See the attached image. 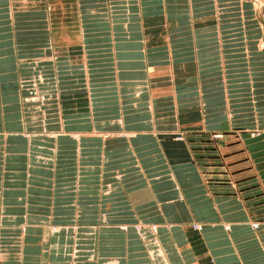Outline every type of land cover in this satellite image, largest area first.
<instances>
[{
	"label": "crops",
	"instance_id": "0c3cea01",
	"mask_svg": "<svg viewBox=\"0 0 264 264\" xmlns=\"http://www.w3.org/2000/svg\"><path fill=\"white\" fill-rule=\"evenodd\" d=\"M263 42L264 0H0V264H264Z\"/></svg>",
	"mask_w": 264,
	"mask_h": 264
},
{
	"label": "rangeland",
	"instance_id": "374dc122",
	"mask_svg": "<svg viewBox=\"0 0 264 264\" xmlns=\"http://www.w3.org/2000/svg\"><path fill=\"white\" fill-rule=\"evenodd\" d=\"M257 9H258V7H257ZM257 15V14H256ZM262 42V41H261ZM261 46H264V42H263V44L261 43ZM222 135V133H219V132H217V133H215V134H212L211 135V137H210V135H208V137L210 138L209 140H207L209 143H212L208 148H211V149H215V148H217V146L216 147H213V145L215 144V143H218V138L220 139V136ZM177 138H183L182 137V134H178V136H177ZM191 140V139H190ZM191 142L192 143H194V145H195V148L197 149V150H199L200 152H202V147H200L201 146V142H203V140H191ZM213 154L214 155H212V156H214V158L217 160V162L219 161L220 162V164L221 165H224V166H228L229 165V163L228 162H226L225 160H224V156H223V154H219V151H218V148L213 152ZM191 227L193 228V229H195V230H201L202 229V224L201 223H192L191 224ZM252 227L254 228V229H256L257 227H258V223H252ZM137 228H138V226H137Z\"/></svg>",
	"mask_w": 264,
	"mask_h": 264
}]
</instances>
